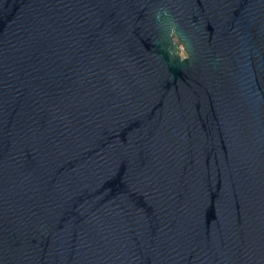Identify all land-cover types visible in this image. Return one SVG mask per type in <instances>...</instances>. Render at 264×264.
<instances>
[{
    "label": "water",
    "instance_id": "obj_1",
    "mask_svg": "<svg viewBox=\"0 0 264 264\" xmlns=\"http://www.w3.org/2000/svg\"><path fill=\"white\" fill-rule=\"evenodd\" d=\"M0 264H264V0H0Z\"/></svg>",
    "mask_w": 264,
    "mask_h": 264
},
{
    "label": "clouds",
    "instance_id": "obj_2",
    "mask_svg": "<svg viewBox=\"0 0 264 264\" xmlns=\"http://www.w3.org/2000/svg\"><path fill=\"white\" fill-rule=\"evenodd\" d=\"M162 15L163 16H168V12L167 10H162ZM161 18V13H157V19H160ZM176 26H175V22H172L170 27H169V34L170 36L172 37L173 39V43H177V35H176ZM178 53L177 55L179 56L180 60L181 61H184L186 59H188L189 57V52L187 51L185 45L183 43H179L178 44ZM169 55L171 56L172 53L170 52Z\"/></svg>",
    "mask_w": 264,
    "mask_h": 264
}]
</instances>
